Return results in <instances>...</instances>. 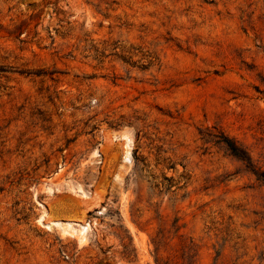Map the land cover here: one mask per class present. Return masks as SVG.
<instances>
[{"label": "rangeland", "instance_id": "374dc122", "mask_svg": "<svg viewBox=\"0 0 264 264\" xmlns=\"http://www.w3.org/2000/svg\"><path fill=\"white\" fill-rule=\"evenodd\" d=\"M0 264H264V0H0Z\"/></svg>", "mask_w": 264, "mask_h": 264}, {"label": "trees", "instance_id": "16d2710c", "mask_svg": "<svg viewBox=\"0 0 264 264\" xmlns=\"http://www.w3.org/2000/svg\"><path fill=\"white\" fill-rule=\"evenodd\" d=\"M154 61L153 60H148L147 61V65L149 66V64H152ZM227 146V149L228 151L233 155V156H236V157H239L240 155H238V151H236V149L232 146V145H228L226 144Z\"/></svg>", "mask_w": 264, "mask_h": 264}]
</instances>
